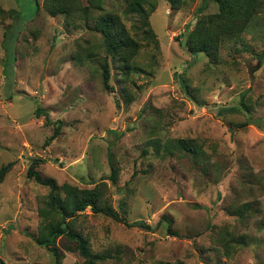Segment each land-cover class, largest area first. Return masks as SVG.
<instances>
[{"label":"rangeland","instance_id":"1","mask_svg":"<svg viewBox=\"0 0 264 264\" xmlns=\"http://www.w3.org/2000/svg\"><path fill=\"white\" fill-rule=\"evenodd\" d=\"M44 1L0 0V264H55L35 243L58 221L26 176L36 159L68 203L63 185L94 191L150 227L85 209L67 221L91 258L62 236L60 264H264V4L227 37L208 24L215 0H140L143 14L139 0H62L57 15ZM105 14L136 44L126 60L96 31ZM208 36L213 50L189 47Z\"/></svg>","mask_w":264,"mask_h":264},{"label":"trees","instance_id":"2","mask_svg":"<svg viewBox=\"0 0 264 264\" xmlns=\"http://www.w3.org/2000/svg\"><path fill=\"white\" fill-rule=\"evenodd\" d=\"M169 3L171 9H175L179 0H165ZM218 4L220 14L214 16L212 21H208V24L214 26L218 32V36L227 35V37L239 34L242 30V26L248 22L249 18H252L256 12H258L263 4L264 0H215ZM35 6H38L37 0H32ZM44 9L50 15L57 14H68L67 3H63L62 0H45ZM130 7H136L143 14V10L140 9V0L135 1L130 4ZM137 9H132L134 12L138 11ZM96 31L101 34L105 48L110 54L113 60H126L129 55L136 49V44L128 37L125 29L121 25L118 18L111 14H105L97 17L95 19ZM204 28V27H203ZM199 31V30H198ZM194 37V34L192 35ZM206 40V42L204 41ZM198 41V40H197ZM196 39L189 42V47L192 48L195 45H199L197 48H200V51L210 47L212 50L216 46V42L211 38L199 40V44ZM102 84L104 88L108 86L109 73L107 65L102 69ZM41 109L37 108L36 112L41 113ZM59 133V127L55 128L53 135L50 139L55 138ZM185 141H177L182 148L192 146L186 145ZM191 150H197L196 148H191ZM38 165V160H32L30 166L28 167L26 176L27 178L33 179L37 184L47 186L50 189V194L48 195V206L52 213L57 215L58 221L50 222L48 221L47 225L43 228L45 230L44 234L38 239L35 243L39 246L48 248L52 253L55 259V264H60V253L56 248H54L55 239L58 237L65 236L69 240L76 241L78 246L79 254L84 258H91V255L88 250V243L86 239L80 236L77 233L71 231V226L67 219H73L78 212L89 209L92 214H101L105 217L111 218L115 222H120L126 224L128 227H137L143 230H150L148 225H145L142 222H137L134 224H127L122 220L113 210L110 208H102L97 203V196L94 191L79 192L74 191L69 185H63V190L66 194L73 192V196L70 197L69 203L63 200L60 195L56 194L57 185L55 182L49 179H43L38 172L35 171L36 166ZM115 172L112 170V175L114 176ZM2 176V174H0ZM115 179L112 178V181ZM167 223L166 232L168 235L177 236L176 233L172 232L171 222L166 219H162Z\"/></svg>","mask_w":264,"mask_h":264},{"label":"water","instance_id":"3","mask_svg":"<svg viewBox=\"0 0 264 264\" xmlns=\"http://www.w3.org/2000/svg\"><path fill=\"white\" fill-rule=\"evenodd\" d=\"M0 263H1V260H0Z\"/></svg>","mask_w":264,"mask_h":264}]
</instances>
